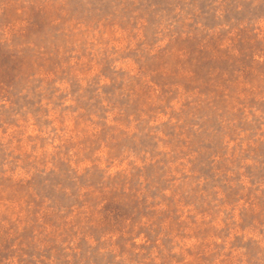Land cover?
<instances>
[{"label": "rangeland", "instance_id": "rangeland-1", "mask_svg": "<svg viewBox=\"0 0 264 264\" xmlns=\"http://www.w3.org/2000/svg\"><path fill=\"white\" fill-rule=\"evenodd\" d=\"M0 264H264V0H0Z\"/></svg>", "mask_w": 264, "mask_h": 264}]
</instances>
